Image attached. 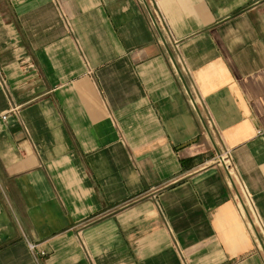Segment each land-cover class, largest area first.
Here are the masks:
<instances>
[{"label": "crops", "instance_id": "obj_1", "mask_svg": "<svg viewBox=\"0 0 264 264\" xmlns=\"http://www.w3.org/2000/svg\"><path fill=\"white\" fill-rule=\"evenodd\" d=\"M0 264H264V0H0Z\"/></svg>", "mask_w": 264, "mask_h": 264}, {"label": "built area", "instance_id": "obj_2", "mask_svg": "<svg viewBox=\"0 0 264 264\" xmlns=\"http://www.w3.org/2000/svg\"><path fill=\"white\" fill-rule=\"evenodd\" d=\"M220 163L224 164L227 171L230 173V170H231V164H230V155H229V152L226 151L224 152L223 154H220L219 156V160H218ZM30 248L32 250H35L36 249V245L33 244V243H30Z\"/></svg>", "mask_w": 264, "mask_h": 264}]
</instances>
